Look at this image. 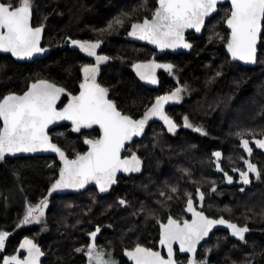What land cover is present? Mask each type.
Instances as JSON below:
<instances>
[{
  "label": "trees",
  "instance_id": "trees-1",
  "mask_svg": "<svg viewBox=\"0 0 264 264\" xmlns=\"http://www.w3.org/2000/svg\"><path fill=\"white\" fill-rule=\"evenodd\" d=\"M155 6L156 0H33V25H44L42 46H51V53L31 63H19L9 55H0V98L9 93H23L39 79L49 80L77 95L81 68L89 59L77 50L62 46L67 43L66 37L92 41L97 40V33L104 38L102 52L110 58L98 82L108 88L110 99L123 113L134 118L142 116L155 97L163 93L167 78L162 73L159 86L147 88L131 65L151 53L145 50V54L138 53L143 46L128 43L124 36L130 24L150 16ZM121 13L130 14L123 26L115 24L110 31H100L105 29L107 21ZM214 18L206 23L201 37L187 36L193 43L192 51L166 56L172 61V71L186 94L184 102L175 106V113L170 115L178 123L186 115L207 134L180 129L175 136L157 135L150 134V126L124 153H136L143 163L141 170L130 177L120 176L107 193L87 186L49 196L62 167L59 155L5 157L0 161V231L9 234L7 248L24 237H32L45 246L50 244V248L46 246L49 264H88L76 249L89 244V233L99 226L101 232L96 243L113 252L119 264H129L123 251L137 243L155 249L159 224L168 216L185 219L183 206L187 194L195 199L200 190L204 193L202 210L208 216L230 219L232 216L222 211L224 204H228L238 219L231 220L242 226L246 222L251 228L245 245L212 236L205 244L217 243L218 248L214 245L207 264H264V149H255V143L251 142L252 133L255 139H264V35L258 47L257 65L241 66L226 55L228 35L224 23L216 33L225 38L212 35L210 42L208 31ZM67 99L63 93L59 107ZM72 127L69 122H61L48 131L52 141L70 159L87 150L85 138L96 139L101 133L97 127L82 128L79 133ZM238 132H245L244 138L249 139L253 148L251 156L240 147ZM216 151L222 153L221 167L233 177V184L224 183V176L215 172L216 158L212 154ZM245 160L255 162L261 178H254L246 191L240 193L237 191L241 181L239 172L233 167L236 165L243 171ZM172 186L177 187L176 193L171 191ZM44 197L49 201L44 223L48 231L40 234L33 226H21V223L28 206L38 204ZM121 199L127 204L120 205ZM209 202L212 208H208ZM255 202L256 209L252 206ZM252 208L257 212L255 218ZM202 247L199 256L204 253ZM198 259L205 261L203 257Z\"/></svg>",
  "mask_w": 264,
  "mask_h": 264
},
{
  "label": "snow or ice",
  "instance_id": "snow-or-ice-1",
  "mask_svg": "<svg viewBox=\"0 0 264 264\" xmlns=\"http://www.w3.org/2000/svg\"><path fill=\"white\" fill-rule=\"evenodd\" d=\"M225 0H157L158 6L151 13V19L144 17L142 22H133L129 36L140 40H147L160 49H175L183 47L190 49L192 44L185 40L187 29H194L197 33L206 27V19H211L218 14L219 5ZM230 9L225 18V23L230 29L227 39V51L234 60L255 64L257 62V44L264 35V0H229ZM129 13H121L120 17L109 22L107 29L111 30L113 24L123 26ZM33 0H0V51L10 52L18 58L32 57L34 54L44 52L40 46L44 25L33 27ZM213 35L224 39L219 33ZM211 42V37H210ZM73 45L90 57H95V64H85L82 67L84 80L80 84L78 95H69L71 99L62 108H57V101L66 90L58 87L48 80L34 81L22 95L9 93L0 98V161L6 154L18 152H36L38 150L57 153L63 166L59 170V178L55 180L49 189V196L57 190L82 189L90 181H95L101 193L116 183L118 172L140 171L141 160L135 154L121 156L125 143L134 136L143 133L145 125L153 117H159L168 127L169 132H175L178 125L165 113L164 106L170 101L182 99L183 87H177L174 91L162 96H157L155 103L147 108L140 119H134L131 115L121 112L117 104L108 99V88L97 83V74L100 64L110 58L98 55L102 41L71 40ZM133 67L141 79L157 83L155 69L165 68L171 72L172 64H157L154 60L148 63H137ZM220 75V73H217ZM58 120H70L73 130L77 133L82 128H92L98 125L101 135L96 139L85 138L88 151L77 153L74 159H69L60 146L52 142L48 134L49 125ZM185 126L193 127L188 123V117H184ZM195 131L203 132L202 128ZM250 131V130H248ZM60 135H63L61 133ZM241 138L242 148L249 154L253 153L249 139H245V132L236 133ZM255 145L264 149V139H255ZM216 167L223 172L220 165L222 153L216 151ZM246 171L234 169L240 174L243 184L251 183L249 173H254L257 180L261 178V171L257 165L245 160ZM187 172V170H185ZM227 181L232 183L233 177L224 173ZM171 191L176 193L177 187L172 186ZM213 191L215 189L213 188ZM243 191V189H241ZM199 199L204 200V193L199 192ZM161 195H164L162 192ZM171 199V197H168ZM48 197H44L36 205H29L23 224L39 223L45 216L48 208ZM120 205H126L127 201L119 200ZM187 211L192 213V219L180 220L168 217L166 224H161L160 244L167 246V258L152 248L144 247L137 243L132 249H125V255L133 264H177L174 258L173 244L179 243V250L190 253L188 264H207L196 259L197 245L209 235L217 225H226L231 229L233 236L241 241L245 240V233L249 231L247 225L240 226L226 220L223 216L218 219L210 218L204 211H197L190 193L187 194ZM101 232L99 226L89 233L91 242L83 248H77V252H85L88 264H118L112 258L111 253L106 252L102 246L96 243L97 234ZM7 232L0 231V249L4 248ZM21 249H26L28 255L21 258L20 255L3 257V264H41L40 258L45 255L40 246L33 240L25 238L20 244ZM210 251V249L208 250Z\"/></svg>",
  "mask_w": 264,
  "mask_h": 264
},
{
  "label": "water",
  "instance_id": "water-1",
  "mask_svg": "<svg viewBox=\"0 0 264 264\" xmlns=\"http://www.w3.org/2000/svg\"><path fill=\"white\" fill-rule=\"evenodd\" d=\"M229 4L230 5V2H229V0H225V2L224 3H222V4H220V5H224V4ZM219 5V6H220ZM158 6V3H157V0H156V7ZM214 15H216V14H214ZM213 15V16H214ZM212 16V17H213ZM32 19H33V16H32ZM149 19H151V18H149ZM210 19H206V23L209 21ZM143 21V20H142ZM142 21H139V22H142ZM32 25H33V22H32ZM39 26V25H38ZM225 26H226V28L228 29V35L230 34V29L228 28V26H227V24L225 23ZM33 27H37V26H35V25H33ZM203 30H204V28L202 29V31L201 32H199V33H197L194 29H187L186 31H185V34H184V37H185V40L188 42V43H190V44H192L193 45V43L188 39V34H190V33H194L197 37H201V35H202V33H203ZM131 31V26H130V28H129V30H128V32H127V34H126V40L127 41H129V42H133V43H137V44H140V45H147V46H149L150 48H152L154 51H155V53L153 54V56H152V59H150V60H147V61H137V62H135L134 64H137V63H148V62H151V61H155L157 64H166V63H159V62H157L155 59L158 57V56H161V55H163V54H165V53H169V54H172V55H177V54H181V53H189L190 51H192L193 50V47L192 48H190V49H186V48H183V47H178V48H175V49H171V48H169V49H160V48H158V46H156V45H154V44H151L149 41H147V40H140V39H138V38H136V37H132V36H129L128 35V33ZM43 37H44V31H43V33H42V38H41V43H40V46L42 47V48H44L45 49V51L44 52H41V53H37V54H34L32 57H25V58H18V57H15V56H13L10 52H3V51H0V55H9V56H11L12 57V59L14 60V61H16V62H19V63H31V62H33V61H35V60H37V59H42V58H45L46 56H48L49 54H50V52H51V48H49V47H44V46H42V43H43ZM259 43H260V41H258V44H257V55H258V47H259ZM226 44H227V42H226ZM226 44H225V51H226V55L229 57V59L232 61V62H236V63H239V64H241V65H243V66H246V67H255L256 65H257V62L255 63V64H252V63H246V62H244V61H240V60H234L232 57H231V54L230 53H228V51H227V47H226ZM70 46H71V44H70ZM133 64V65H134ZM133 65H132V70H133V72H134V74L139 78V80L144 84V85H146L147 87H149V88H156L157 87V85H158V77H157V72L158 71H160V70H167V69H165V68H157V69H155V76H156V80H157V83H155V84H153L150 80H144V79H141L140 78V75L137 73V71H136V69L133 67ZM49 81V80H48ZM51 82V81H50ZM51 83H53V82H51ZM55 84V83H54ZM57 85V84H56ZM58 87H61V86H59V85H57ZM102 86V85H101ZM102 87H104V86H102ZM29 88V87H28ZM28 88L25 90V91H27L28 90ZM24 91V92H25ZM80 91V90H79ZM23 92V93H24ZM23 93H20V94H18V93H16V94H18V95H22ZM79 94V92L77 93V95ZM61 97H62V94H61ZM61 97H60V99L57 101V108L58 109H62L68 102H69V100L70 99H68L67 101H66V103L62 106V107H59V103H60V100H61ZM108 99H110V97H109V95H108ZM110 100H112V99H110ZM173 101H170V102H168L167 104H165V106H164V110L172 103ZM153 103H155V100H154V102ZM152 103V104H153ZM151 104V105H152ZM151 107V106H150ZM120 110V109H119ZM121 111V110H120ZM122 112V111H121ZM125 114V113H124ZM127 115V114H126ZM134 118V117H133ZM141 117H139V118H134V119H140ZM158 117H153V118H151L149 121H148V123L145 125V128H144V131H143V133L142 134H140V135H138V136H134L130 141H127L126 143H125V147H124V149L122 150V153H121V156L122 157H124L125 155H124V152H125V150H126V148L128 147V145L129 144H131V143H133V142H135V141H137V140H139V139H141L144 135H145V133L147 132V130H148V128H149V125H150V123L153 121V120H155V119H157ZM61 122H69V123H71L72 124V121H70V120H58V121H56L55 122V124H53V125H49V128H48V131H49V129H51V128H53V127H56L58 124H60ZM1 126H2V122H1ZM72 126H73V124H72ZM92 127H97V128H99V126L98 125H93ZM100 130V129H99ZM100 132H101V130H100ZM48 134H49V132H48ZM102 133H100V135H101ZM53 142V141H52ZM251 142H254L253 140L251 141ZM54 143V142H53ZM250 146V145H249ZM88 145H87V150L85 151V152H87L88 151ZM251 147V146H250ZM245 153H246V155H248L249 156V154L245 151ZM35 155H56V156H58V154L57 153H54V152H52V151H43V150H38V151H36V152H18V153H15V154H6L5 155V157H11V158H16V157H25V156H35ZM138 156V155H137ZM139 157V156H138ZM140 158V157H139ZM70 159V158H69ZM140 160H141V158H140ZM216 163H217V161H215V172L217 173V174H220V175H223L224 176V178L226 179V177H225V175H224V171L223 172H221V171H219L218 169H217V167H216ZM221 165V164H220ZM62 166H63V163H62ZM142 166H143V163H142V160H141V165H140V170H141V168H142ZM139 172V171H138ZM138 172H123V171H121V172H118L117 173V175H116V183H117V179L120 177V176H124V177H130V176H132V175H134V174H136V173H138ZM59 178V177H58ZM226 181H227V179H226ZM233 181V180H232ZM116 183H114L109 189H108V191H106V192H103V193H107V192H109L115 185H116ZM87 186H95L98 190H99V187H98V185H96L95 184V181H90L88 184H86L85 185V187H87ZM84 187V188H85ZM83 189V188H82ZM76 190H80V189H72V188H69V189H64V190H57L55 193H57V194H65V193H68V192H72V191H76ZM199 192H201L200 190H199ZM197 193H198V191H197ZM204 201V200H203ZM193 204H194V207L196 208V210L197 211H203L202 210V208H203V202H201L200 201V199H199V195L198 194H196V201L193 199ZM184 210H185V212H186V214H187V216H188V218L187 219H185V220H191L192 219V213H190V212H188L187 211V201H186V203H185V206H184ZM205 213V212H204ZM205 215H207L206 213H205ZM208 216V215H207ZM169 217V216H168ZM172 218H174L173 216H171ZM210 218H214V219H218V218H220L221 216H218V217H211V216H209ZM225 218V217H224ZM174 219H176V218H174ZM226 219V218H225ZM167 220H168V218L166 219V221H164V222H161L160 224H159V238H158V246H157V249H153L154 251H158V252H160L161 253V255L162 256H164L165 258H167V246L166 245H161L160 244V232H161V224H166L167 223ZM226 220H228V219H226ZM231 222V221H230ZM233 223V222H232ZM219 230H228V231H230L231 232V229H229L226 225H217V226H215L213 229H212V231L209 233V235L207 236V237H205L201 242H200V244L199 245H197V253H198V251H199V249L201 248V246L204 244V243H206V242H208L209 241V239H210V237H211V235L212 234H214L215 232H217V231H219ZM143 246V245H142ZM145 247V246H144ZM179 248H180V246H179V243L178 242H176V243H174L173 244V252H174V258L176 259V261H177V264H178V260H177V252H176V250H178V253H179V255H181V256H184V255H187V256H189V257H191V254L190 253H183V252H180V250H179ZM130 250V249H129ZM123 257L127 260V262L128 263H130V264H133V262L125 255V250L123 251ZM13 255H19V250L15 253V254H13ZM5 256H11V255H5ZM4 256V257H5ZM1 264H3V260H2V262H1Z\"/></svg>",
  "mask_w": 264,
  "mask_h": 264
},
{
  "label": "rangeland",
  "instance_id": "rangeland-1",
  "mask_svg": "<svg viewBox=\"0 0 264 264\" xmlns=\"http://www.w3.org/2000/svg\"><path fill=\"white\" fill-rule=\"evenodd\" d=\"M221 6V5H220ZM155 8H156V6H155ZM154 8V9H155ZM230 9V7L228 6V5H222V7L220 8V12H219V14H216V15H214L213 16V18H214V20H213V23H212V27L209 29V31H208V37H211L212 35H213V30H214V32L216 33L217 31H218V29H222V24L224 23V20H225V18H226V12L228 13V10ZM116 17H120V16H116ZM116 17H114V18H116ZM114 18H112L111 20H109V21H107L105 24H104V27L103 28H105V29H107V27H108V24H109V22H112L113 20H114ZM114 25L115 24H113V27H114ZM121 27V26H120ZM112 30V29H111ZM107 31H110V30H107ZM190 34H193V35H195L194 33H190ZM189 35V34H188ZM196 36V35H195ZM95 37L97 38V40H101L102 41V43H101V46H100V48H102L103 47V42H104V38L101 36V35H98L97 33H95ZM197 37V36H196ZM198 38V37H197ZM213 38V37H212ZM93 42L94 41H96V40H92ZM128 43H129V41H127ZM227 42V41H226ZM130 43H133V42H130ZM144 47V46H143ZM142 47V49H138L137 50V52L139 53V52H143L144 53V50L146 51V52H149V50H146V49H144ZM145 52V53H146ZM144 53V54H145ZM110 61V60H109ZM89 64H91L92 62H88ZM233 63H236V62H233ZM237 64H239V63H237ZM241 65V64H240ZM241 66H243V65H241ZM83 67V66H82ZM244 67H246V66H244ZM101 73H102V69H100L99 70V73L97 74V80H98V78H99V76L101 75ZM167 79H166V84H165V86H164V88L163 89H165V90H168V91H174L177 87H183L184 89H185V87L182 85V84H180L179 83V81H178V78L176 77L177 75H176V73L174 72V71H171V72H168L167 74ZM81 77H82V79L84 78V75H83V72H82V68H81ZM157 93H160V92H157ZM64 94H66L67 96H68V99H71V96L69 95V93L67 92V91H65L64 92ZM72 95V94H71ZM181 96H182V99L181 100H179V101H174V104L176 105V104H180L181 102H183L184 100H185V97H186V94H185V91L184 92H182V94H181ZM157 97V96H156ZM155 97V98H156ZM170 112H171V114H174L175 113V109H172V110H170ZM167 115H169V114H167ZM170 116V115H169ZM171 117V116H170ZM172 118V117H171ZM173 119V118H172ZM174 120V119H173ZM176 123V122H175ZM188 123H190L191 125H193V127H191V128H189V127H186V126H184V124H185V121H184V117H182L181 118V123L180 124H177L178 125V127L176 128V131L175 132H169L168 131V127H167V125L164 123V121L163 120H161V119H159V120H157V121H154L153 123H152V131L150 132V134H152V133H154V134H159V133H166V134H171V136L173 135V136H175V135H177L178 133H179V130L180 129H182V130H188V131H192V132H197V131H195V128H197V127H199V126H196L195 125V123L191 120V119H189L188 118ZM183 128H186V129H183ZM200 128V127H199ZM72 129H73V127H72ZM240 139V138H239ZM147 143H148V140H147ZM147 143H143V144H141V145H146ZM132 144V143H131ZM127 149V148H126ZM255 149H260V148H258L256 145H255ZM125 153V152H124ZM131 154H133V153H127L125 156H129V155H131ZM136 154V153H135ZM59 159H60V157H59ZM251 161V160H250ZM251 163H254L255 164V162H253V161H251ZM244 165H245V167H244V170L243 171H246L247 170V165L245 164V162H244ZM234 168H237V169H239L240 170V168L239 167H236V165L233 167V169ZM249 178H250V180H251V182L253 181V179L254 178H256L255 177V174L254 173H249ZM240 179V174H238V180ZM251 184V183H250ZM250 184H247V185H245V184H237L238 185V187H237V191L238 192H244V191H246V189L248 188V186L250 185ZM241 189H243V191H241ZM81 190V189H80ZM182 195H186V193H183ZM167 201H168V198L166 199ZM211 203L209 202L208 203V208L210 207V208H212V204L210 205ZM253 207H255V209L258 207V204H257V202H255L253 205H252ZM204 207H206V203L204 204ZM233 209H234V207H232ZM183 209H184V206H183ZM255 209H253L252 208V210H251V213L254 215L253 217L255 218V216H256V214H257V212L255 211ZM47 210V209H46ZM46 210H45V213H46ZM222 211H224L225 212V214L226 215H230V216H232V217H230V220L231 219H234V220H238L235 216H234V211L231 209V207L230 206H228V204H224V206L222 207ZM242 212V211H241ZM234 220H232V221H234ZM250 219L249 218H247V221H249ZM23 221V220H22ZM44 223H45V216H44V218L39 222V223H36V222H33V223H30V224H23V223H21V226H33L37 231H39V233L40 234H42L41 232H46V231H48V228H47V226L46 225H44ZM40 225H42V227L40 228ZM243 225H247V223L246 222H244L243 223ZM35 230V231H36ZM98 235V234H97ZM213 236H215V237H217V238H219V239H221V240H227L229 243H231L232 241H237L238 242V240L240 241V242H242V244L243 245H245L246 243H247V240H243V241H241L238 237H236L237 239H233L229 234H227V233H223V232H217V233H215ZM212 241H213V238L211 239ZM91 242V238H90V240H89V243ZM214 242V241H213ZM214 245H217V243L215 244L214 243ZM214 245H212L211 243H207V244H205L203 247H202V250H203V252L204 253H202V255H200V256H198V257H203L204 258V260H208L209 259V255H210V253L213 251V249H214ZM47 246V245H46ZM50 246V244L47 246L48 248H50L49 247ZM86 246V245H85ZM79 248H81V246L79 247ZM216 248H218V245L216 246ZM210 249V251H208ZM84 260L86 261V262H88V260H87V258L84 256ZM188 258H185V259H183L182 260V262H181V264H188ZM197 260H200V261H203L202 259H197Z\"/></svg>",
  "mask_w": 264,
  "mask_h": 264
},
{
  "label": "flooded vegetation",
  "instance_id": "flooded-vegetation-1",
  "mask_svg": "<svg viewBox=\"0 0 264 264\" xmlns=\"http://www.w3.org/2000/svg\"><path fill=\"white\" fill-rule=\"evenodd\" d=\"M225 5H228L229 7H230V5L227 3V4H225ZM222 6V5H221ZM221 6H219V9L221 8ZM155 10V9H154ZM153 10V11H154ZM148 18H151V14H150V16H148ZM144 18H142L141 20H137V21H135V22H139V21H142ZM224 25H225V20H224ZM130 26H131V24H130ZM130 26H129V28H130ZM226 27V26H225ZM227 29V28H226ZM129 30V29H128ZM128 30H127V32H128ZM127 32H126V34H127ZM228 29H227V35H228ZM126 34H125V36H126ZM124 36V37H125ZM126 38V37H125ZM71 40H81V41H84L82 38H71V37H66L65 38V42H67V43H65V45H63L62 47L64 48V47H67V48H69V49H73V50H77L78 52H80L83 56H85V57H87L88 59H89V61L90 62H92L91 64H95V57H90V56H88L85 52H83L80 48H79V46L78 45H73L72 43H71ZM126 40V39H125ZM127 41V40H126ZM63 44V43H62ZM70 44H71V46H70ZM142 46H145V47H147V49L149 50V52L151 53L150 54V56L148 57V58H146V59H144V60H140V61H147V60H150V59H152V56H153V54L155 53V51L152 49V48H150L149 46H147V45H142ZM44 47H49V48H51V46H44ZM51 50H52V48H51ZM51 53V52H50ZM97 54L98 55H105V56H107L105 53H103L102 52V48H98L97 49ZM168 55H172V54H169V53H165V54H163V55H161V56H158L155 60L157 61V62H159V63H166V64H172V61H170L169 60V58L168 57H166V56H168ZM137 62V61H136ZM109 63V60L108 61H106V62H103V63H101L100 64V67H99V70L100 69H103L107 64ZM135 63V62H134ZM133 63V64H134ZM87 64H89V63H87ZM132 64V65H133ZM132 65H131V68H132ZM133 71V70H132ZM169 71L168 70H160V71H158L157 72V77H158V85L157 86H159V84H160V76H161V74L162 73H165V74H167ZM165 77L166 78H168L167 77V75H165ZM83 80H84V78L82 79V77H81V83L83 82ZM80 83V84H81ZM97 83H99L98 82V80H97ZM100 84V83H99ZM101 85V84H100ZM146 86V85H145ZM147 87V86H146ZM147 88H149V87H147ZM157 88V87H156ZM156 88H150V89H156ZM80 90V89H79ZM79 92V91H78ZM171 91H168V90H165V89H163V93L162 94H160V95H158V96H162V95H165V94H167V93H170ZM156 99V98H155ZM154 99V100H155ZM68 100V99H67ZM66 100V101H67ZM154 100H153V102H154ZM152 102V103H153ZM184 102V101H183ZM66 103V102H65ZM64 103V104H65ZM151 103V104H152ZM182 103V102H181ZM180 103V104H181ZM180 104H174V101L165 109V113L166 114H171V112H170V110H172L175 106H178V105H180ZM151 106V105H150ZM149 106V107H150ZM148 107V108H149ZM147 110V109H146ZM145 113V112H144ZM144 115V114H143ZM142 115V116H143ZM142 116H140V117H142ZM171 116V115H170ZM186 115H182L180 118H182V117H185ZM172 117V116H171ZM139 118V117H138ZM173 118V117H172ZM160 118L158 117L157 119H155V120H153L151 123H150V125H149V127L150 126H152V123L154 122V121H157V120H159ZM175 121V120H174ZM176 122V121H175ZM177 124H180L181 123V120H180V123H178V122H176ZM184 126H185V124H184ZM183 129H186V128H183ZM186 131V130H185ZM188 131V130H187ZM253 145V144H252ZM240 147L242 148V146H241V142H240ZM253 147H255V144L253 145ZM243 149V148H242ZM244 150V149H243ZM245 151V150H244ZM213 163H215V160L213 161ZM242 181H238V184H240ZM224 183H229L228 181H226V179H225V182ZM234 183V181H232V183L231 184H233ZM194 199V198H193ZM195 201H196V197H195V199H194ZM186 203V202H185ZM185 211V210H184ZM186 213V212H185ZM186 216H187V214H186ZM175 218V217H174ZM188 218V216L185 218V219H187ZM185 219H182V220H185ZM227 219V218H226ZM229 221H231V222H233V223H236V224H238L236 221H232V220H230V219H228ZM240 226H242V225H240ZM244 226V225H243ZM248 227V226H247ZM248 229H249V231L247 232V233H245V240H247V236H248V234L251 232V228L250 227H248ZM217 232H223V233H227V234H229L233 239H237L236 238V236H233L232 235V233L230 232V231H228V230H219V231H217ZM217 232H215V233H217ZM214 233V234H215ZM214 234H212L211 235V237L214 235ZM210 237V238H211ZM25 238H28V239H30V240H33L36 244H38L39 246H40V248H41V250L45 253V255L44 256H42L41 258H40V262H41V264H49L48 263V251H47V249H46V246L45 245H43L41 242H38V241H36L35 239H33L32 237H24V238H22L19 242H15L10 248H7V240H5V244H4V248L3 249H0V264H1V262H2V260H3V257L5 256V255H13V254H15L18 250H19V255H20V257L21 258H23V257H25V256H27L28 255V253H27V250L26 249H21L20 248V244L24 241V239ZM158 238H159V235H158ZM238 240V239H237ZM238 242L239 243H241L242 244V242H240L239 240H238ZM205 244V243H204ZM203 244V245H204ZM202 245V246H203ZM157 246H158V242H157ZM201 246V247H202ZM155 249H157V247L155 248ZM200 250H201V248L199 249V251H198V253H197V256H196V259H198V256H199V254H200ZM106 252H108V253H111V255H112V258L114 259V260H116L115 259V256H114V254H113V252H111V251H106ZM176 252H177V260H178V264H181V262H182V260L183 259H185V258H190L189 256H187V255H184V256H181V255H179V253H178V250H176ZM77 254H81L82 255V257L83 256H85L86 258H87V256H86V254H85V252H77ZM123 255V254H122ZM126 260V259H125ZM117 261V260H116ZM127 261V260H126ZM118 262V261H117ZM118 264H119V262H118ZM130 264V263H129Z\"/></svg>",
  "mask_w": 264,
  "mask_h": 264
}]
</instances>
